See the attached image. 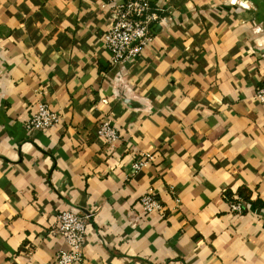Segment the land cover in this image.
<instances>
[{
    "label": "crops",
    "instance_id": "0c3cea01",
    "mask_svg": "<svg viewBox=\"0 0 264 264\" xmlns=\"http://www.w3.org/2000/svg\"><path fill=\"white\" fill-rule=\"evenodd\" d=\"M120 1L0 0V264H56L61 211L93 214L85 264H264V0H150L153 41L114 65ZM41 103L61 124L30 132Z\"/></svg>",
    "mask_w": 264,
    "mask_h": 264
},
{
    "label": "built area",
    "instance_id": "2783aa9c",
    "mask_svg": "<svg viewBox=\"0 0 264 264\" xmlns=\"http://www.w3.org/2000/svg\"><path fill=\"white\" fill-rule=\"evenodd\" d=\"M112 25L104 38L106 50L111 55L114 65L126 64L140 58L154 38L153 25L159 24V16L151 12L150 0H122L111 7ZM256 99L264 104V85L258 88ZM59 113L45 103L39 104L35 114L26 124L30 132L48 133L60 126ZM99 135L113 150L121 140L118 128L109 120L100 123ZM150 155L140 156L135 160L132 178L140 173L148 164ZM146 217L164 215L165 206L155 193L149 192L140 199ZM233 213H243L241 199L230 201ZM93 214H81L72 211H61L58 223L51 230V235L64 242L57 252L56 264H85V248L88 243L89 225Z\"/></svg>",
    "mask_w": 264,
    "mask_h": 264
}]
</instances>
